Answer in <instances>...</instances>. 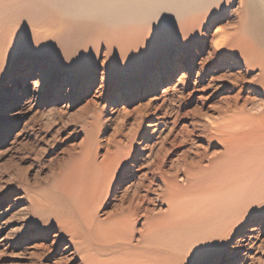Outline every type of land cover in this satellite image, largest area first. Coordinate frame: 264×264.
<instances>
[{
	"label": "rangeland",
	"instance_id": "1",
	"mask_svg": "<svg viewBox=\"0 0 264 264\" xmlns=\"http://www.w3.org/2000/svg\"><path fill=\"white\" fill-rule=\"evenodd\" d=\"M247 3L213 0L180 18L107 28L73 11L82 0H0V264H83L68 236L54 241L57 225L45 236L44 213L82 198L102 221L142 196L158 169L183 184L195 151L210 158L223 149L202 134L239 128L243 114L264 110L259 68L221 49L247 20ZM126 28L138 32L130 39ZM255 176L224 199L231 206L221 202L224 187L209 195L224 221L177 239L181 264H264V176ZM181 201L186 212L202 204ZM166 206L141 204L155 213ZM194 250L199 258L185 254Z\"/></svg>",
	"mask_w": 264,
	"mask_h": 264
},
{
	"label": "bare ground",
	"instance_id": "2",
	"mask_svg": "<svg viewBox=\"0 0 264 264\" xmlns=\"http://www.w3.org/2000/svg\"><path fill=\"white\" fill-rule=\"evenodd\" d=\"M212 1L82 0L81 7L73 11L78 12L81 19L89 20L88 23H91V25L99 24L104 25V27L106 25L131 26L136 21L142 22L149 18L164 20L180 18L188 9L205 7L210 5ZM247 7L250 11L249 15L247 12V20L242 21L241 26L231 35L228 43L222 46L227 40L216 38L215 44H222L221 49L224 48L239 54L248 68L258 67L260 73L255 85L264 89V0H248ZM92 19L95 22H92ZM181 29L182 27H178L176 33L182 31ZM136 30L126 28L124 35L130 38L131 35L138 32ZM142 31L150 33L151 36L159 34L155 30L143 29ZM109 47L112 48L111 44ZM121 55L123 57L124 53L122 52ZM133 56V60H135L136 56ZM125 59L130 62L131 57L128 52ZM241 118L239 128L218 129L216 132L209 130L202 134L201 137L205 136L209 142L217 140L223 149L210 156V158L202 151H195L194 158L183 164V178H179L183 181V184H180L175 176L167 178L163 176L159 169L155 170L151 174V179H146L148 184L145 185V193L134 199L137 202H134L132 197L117 213L102 221L91 213L86 201L82 198L79 201L76 200V203L73 202L74 204L58 205L55 211L51 210L44 213L52 214L54 221L48 220L41 213L40 223L42 227H40L43 229L45 236H47L49 226L57 225L58 230L54 235V241L59 242L68 236L70 242L80 252L83 264H181L184 254L180 252L176 240L185 235L191 234L193 236L198 230L202 233L205 230L209 231L213 220H221L225 216L222 212L220 215H216L214 212L220 209L219 204V209H212L215 200L212 203L211 198L214 197V194L211 198L209 195L218 190L216 187H224L225 192L223 191V193L227 195L222 198L223 200L221 199L223 196L216 197V193H220L219 195L223 193L215 192V198H219L218 201L221 199L224 204V199L230 196L236 188L237 190L241 189L239 186L244 184L241 185L240 182H244L245 178L247 181V178H250L251 175L264 176V110L254 115L243 114ZM218 132L221 134H218ZM185 158L186 156H184V161ZM258 176H255L254 179ZM159 180L161 181L160 185L155 184ZM249 185L251 187L254 184L251 185L250 183ZM250 187L245 190L253 188ZM152 192L155 193L154 199L149 197ZM240 194H242V191H240ZM237 195L239 196V194ZM183 197L186 198L187 204L191 201H200L202 204L190 208V212L183 211L182 207L184 208L185 205L181 201ZM231 197H233V194ZM146 201L151 204L153 201H161L165 202L167 206L163 212L155 213L153 209L141 207V204ZM196 203L194 204L196 205ZM226 203L231 206L234 202L228 199ZM189 206L187 205V207ZM188 209L184 208L187 211ZM142 210L143 213L140 214ZM139 216L143 217V223L138 232L139 238L135 244H131V235ZM44 221L45 223H43ZM230 222H233V220ZM225 228H228V225ZM226 230L222 232L224 233ZM219 235L217 238L221 237ZM217 238L214 240H217ZM211 240L207 241L210 242ZM124 243L127 245L124 246ZM181 243L183 244V242ZM201 253L202 251L194 250L185 254L191 256V258H199ZM103 255L109 258L104 259Z\"/></svg>",
	"mask_w": 264,
	"mask_h": 264
}]
</instances>
